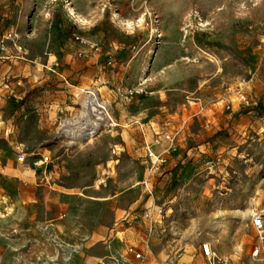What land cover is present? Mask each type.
<instances>
[{"label": "rangeland", "instance_id": "1", "mask_svg": "<svg viewBox=\"0 0 264 264\" xmlns=\"http://www.w3.org/2000/svg\"><path fill=\"white\" fill-rule=\"evenodd\" d=\"M245 81L262 112L232 95ZM263 101L264 0H0V264H60L91 219L124 264L118 230L145 231V209L146 264H209L202 241L264 264ZM167 118L175 148L150 171L141 122Z\"/></svg>", "mask_w": 264, "mask_h": 264}, {"label": "built area", "instance_id": "2", "mask_svg": "<svg viewBox=\"0 0 264 264\" xmlns=\"http://www.w3.org/2000/svg\"><path fill=\"white\" fill-rule=\"evenodd\" d=\"M249 84L247 81L238 83L232 88V95L235 99L238 100V104L244 108L258 109L261 112L263 109L259 103V100L256 97L251 95V92L248 88ZM232 104V103H231ZM231 104H228L227 107L230 108ZM184 107H193L197 106L199 111L204 110L202 102L197 97H188L187 103H184ZM186 119H182V123L185 124ZM213 121L210 117L206 119L207 125H212ZM173 124L172 118H167L161 123L160 126L154 125L150 121L141 122V127L144 130H151L155 132V136L145 145L146 155L151 161V169H159L167 162L168 153L174 150V141L177 131L166 130ZM154 212L151 209H145L141 215V218L145 221H148L149 226L145 227V231L141 229L130 231L132 233V240H127L126 229H119L118 232L121 234V237L124 238L123 242V253H120L121 256L125 259L124 264H146L151 251V242L154 232V226L151 224L153 221ZM252 226L256 232L257 243L253 248V256L260 257L264 260V213L254 212L251 217ZM117 231V230H116ZM200 251L202 255L206 258L209 264H218L222 262L223 264H231L229 259H224L219 257L213 245L209 241H202L200 243ZM117 259L111 255L105 256L99 259L98 264H110L116 262ZM175 264H182L180 261H176Z\"/></svg>", "mask_w": 264, "mask_h": 264}, {"label": "crops", "instance_id": "3", "mask_svg": "<svg viewBox=\"0 0 264 264\" xmlns=\"http://www.w3.org/2000/svg\"><path fill=\"white\" fill-rule=\"evenodd\" d=\"M137 183L140 184V182ZM117 195L118 194L114 196ZM88 198L95 200H107L110 197L90 195ZM94 220L95 219H91L87 223L75 224L76 234L75 240L72 242V247L75 248V251L71 253L69 258L62 261L60 264H98L99 259L108 256L111 253L118 254L120 252L115 245L96 239V225Z\"/></svg>", "mask_w": 264, "mask_h": 264}, {"label": "bare ground", "instance_id": "4", "mask_svg": "<svg viewBox=\"0 0 264 264\" xmlns=\"http://www.w3.org/2000/svg\"><path fill=\"white\" fill-rule=\"evenodd\" d=\"M76 15V14H75ZM74 17V15H73ZM82 20V19H81ZM80 20V21H81ZM90 101L94 104L95 107H97L98 109H106V107L103 105L104 102H101L100 101V98L97 97V95L94 93L92 96H91V99ZM93 107V106H92ZM94 109V108H93ZM99 111V110H98ZM101 111V110H100Z\"/></svg>", "mask_w": 264, "mask_h": 264}]
</instances>
